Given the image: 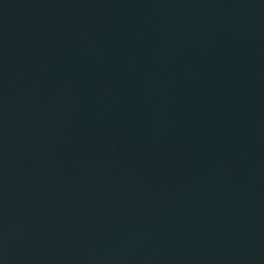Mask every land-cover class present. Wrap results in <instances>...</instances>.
Listing matches in <instances>:
<instances>
[{"label":"water","instance_id":"95a60500","mask_svg":"<svg viewBox=\"0 0 264 264\" xmlns=\"http://www.w3.org/2000/svg\"><path fill=\"white\" fill-rule=\"evenodd\" d=\"M0 264H264V0H0Z\"/></svg>","mask_w":264,"mask_h":264}]
</instances>
